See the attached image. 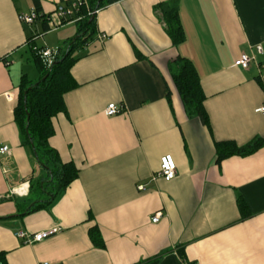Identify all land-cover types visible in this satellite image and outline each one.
I'll use <instances>...</instances> for the list:
<instances>
[{
	"label": "crops",
	"instance_id": "crops-1",
	"mask_svg": "<svg viewBox=\"0 0 264 264\" xmlns=\"http://www.w3.org/2000/svg\"><path fill=\"white\" fill-rule=\"evenodd\" d=\"M163 1L118 0L95 14L91 36L73 53L76 86L64 94L48 138L78 176L26 213L47 197L32 194L47 170L22 145L14 119L22 81L39 77L28 67L31 47L66 49L80 20L58 14L71 0H39L49 23L43 31L40 20L20 19L35 9L32 0H0L5 264H264V144L216 161L217 142L264 138V113L256 111L264 105V0H177L184 32L177 46L156 8ZM241 53L254 55L247 69L234 65ZM177 56L196 69L208 123L184 110L168 68ZM110 102L122 111L105 115ZM165 154L176 165L171 180L159 175ZM19 184L21 194L13 190ZM53 227L59 230L38 242L15 236Z\"/></svg>",
	"mask_w": 264,
	"mask_h": 264
},
{
	"label": "trees",
	"instance_id": "trees-1",
	"mask_svg": "<svg viewBox=\"0 0 264 264\" xmlns=\"http://www.w3.org/2000/svg\"><path fill=\"white\" fill-rule=\"evenodd\" d=\"M32 1L35 6L34 10L38 15L37 19L43 25V31L48 30L49 23L38 14L40 10L39 0ZM86 1L88 7L83 5L78 12H75L68 19L82 16L80 21L77 20L76 36L67 42L66 49H57L55 59L50 66H46L38 54V50L44 47H31V60L38 68L39 77L35 82L22 81L14 108V119L19 127L22 145L30 148L38 164L47 170V176L31 184L30 187L33 189L37 184L40 193H45V195L47 193V198L35 201L33 208L27 209L26 213L52 202L57 194L78 176V169L75 165L72 162H62L57 151L48 143V138L54 132L51 119L64 109V94L76 86V82L70 73V67L77 59L73 55L74 51L92 34L91 29L95 15L89 14L88 10L100 9L118 0ZM156 8L161 12L165 31L172 44L177 46L184 40V32L178 16V1H163ZM29 40L31 41V39ZM168 68L187 116L198 117L204 124L208 123L203 106L205 94L194 65L188 59L177 56L168 63ZM167 97L169 99V92H167ZM263 144V137H257L240 146L232 141L217 142L216 161L220 163L223 158L234 154H250ZM47 185L49 190H46ZM92 238L94 242L99 243V234L92 231ZM0 264H5L2 255H0Z\"/></svg>",
	"mask_w": 264,
	"mask_h": 264
},
{
	"label": "built area",
	"instance_id": "built-area-1",
	"mask_svg": "<svg viewBox=\"0 0 264 264\" xmlns=\"http://www.w3.org/2000/svg\"><path fill=\"white\" fill-rule=\"evenodd\" d=\"M87 6V1L86 0H71L70 4L61 9L59 11V16L62 17V19H70L75 12H78L79 9L82 6ZM99 9H95V10H88V13L91 15H95L98 12ZM37 13L34 10H31L29 13L27 14H21L20 15V19L22 21H24L25 23L31 24L33 23L36 19H37ZM82 16H76L73 17L71 20H80ZM35 48V47H34ZM256 50L258 53L262 52L261 46H256ZM38 54L41 58V60L43 61V63L46 66H50L54 59L55 56L57 54V51L55 49H48L46 47L41 48L38 50ZM254 59V55L253 54H247V53H241L237 59L234 60V65L238 66L242 69H247L251 60ZM122 111V105H118L114 102H110L106 105L105 109H104V113L107 116H113L119 112ZM256 111L258 112H262L264 113V105H262L261 107H258L256 109ZM8 146L7 145H2L0 146V154H6L8 153ZM159 175L162 176L165 180H171L175 177L176 175V165L175 162L172 158V156L170 154H165L163 156H161L160 158V170H159ZM21 185V186H20ZM23 186V184H19L18 187H16L15 189H13L14 191H16L17 193H23V189H21ZM21 187V188H20ZM138 188L143 189L144 186L143 185H139ZM25 192V190H24ZM159 219V215L155 214L152 216L151 220L152 222H157ZM59 230V228L53 227L44 231H39V232H35V233H27L25 231L22 230H17L15 232V236L18 239H21L24 243H33V242H38L43 240L44 238L55 234L57 231ZM43 264H49V263H43ZM194 264H201V263H194Z\"/></svg>",
	"mask_w": 264,
	"mask_h": 264
},
{
	"label": "rangeland",
	"instance_id": "rangeland-1",
	"mask_svg": "<svg viewBox=\"0 0 264 264\" xmlns=\"http://www.w3.org/2000/svg\"><path fill=\"white\" fill-rule=\"evenodd\" d=\"M39 37H41V35H39ZM41 43V40H39L38 41V44H40ZM60 46H62V45H60ZM64 48V47H63ZM33 62V61H32ZM29 62V64H28V67H29V69L30 70H32L34 73H37V74H39V71H38V68H37V66H36V64L33 62ZM36 66V67H35ZM28 69V70H29ZM28 74V76L30 75V73H27ZM37 77H38V75H37ZM36 77V78H37ZM35 82V81H34ZM46 190H49V187L48 186H46ZM40 192V190H39V188H38V185L36 184L34 187H33V190H32V194L33 195H36V194H38ZM45 197L47 196V194L46 195H44ZM47 198V197H46Z\"/></svg>",
	"mask_w": 264,
	"mask_h": 264
}]
</instances>
